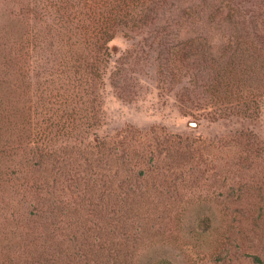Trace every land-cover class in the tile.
<instances>
[{"label": "trees", "instance_id": "1", "mask_svg": "<svg viewBox=\"0 0 264 264\" xmlns=\"http://www.w3.org/2000/svg\"><path fill=\"white\" fill-rule=\"evenodd\" d=\"M117 34L131 45L107 78L126 101L136 93V71L128 64L148 61L160 90L183 81L181 93L193 86L217 111L247 112L263 101L264 0H0V259L5 264H24L31 235L48 264H171L164 258H128L134 243L125 228L138 214L135 201L123 195L143 198L149 212L160 207L168 215L165 201L147 200L145 194L156 189L155 182L168 184L183 175L186 146L156 126L96 133L104 124L107 43ZM174 94L182 103L178 90ZM197 96L189 102L201 101ZM236 137L242 145L237 157L245 163L262 160L264 150L253 134ZM247 203L240 217L264 237L260 208ZM197 218L204 223L203 216ZM233 220L228 216L224 229ZM90 228L103 229V240L95 232L87 238L81 233ZM206 230L196 240L204 246L222 242L232 258L225 234L219 241ZM246 255L261 264L257 255Z\"/></svg>", "mask_w": 264, "mask_h": 264}, {"label": "rangeland", "instance_id": "2", "mask_svg": "<svg viewBox=\"0 0 264 264\" xmlns=\"http://www.w3.org/2000/svg\"><path fill=\"white\" fill-rule=\"evenodd\" d=\"M214 36L217 38V34ZM213 40L216 45L220 44L218 39ZM130 45L131 40L120 34L107 43L110 60L102 99L104 124L96 133L99 136L111 134L125 125H132L141 131L151 126L162 127L171 139L180 140L186 146L188 164L182 176L169 178L171 182L168 184L155 182L153 187L156 189H150L145 194L147 200L165 201L169 206L168 215L160 207L149 212V206L142 205L140 199L143 198L129 193L123 195L127 202L135 201L134 211L138 214L131 217V226L125 228V233L132 239L131 244L134 243L128 258L134 262L164 258L171 264H255L246 255L255 254L264 264V237L259 238L251 230L247 219L240 217L247 211L248 200L253 204L251 206L260 208V220L264 218V151L262 160H246V163L236 153L242 148L236 136L246 131L255 136L264 150V97L256 110L250 107L247 112L217 111L196 95L198 91L193 86L188 85L187 90L184 88L181 93V86H186L183 81L176 82L169 90H160L153 65L148 61L142 65L128 64V68L136 71V93L130 101H126L115 94L107 73L114 69L113 65L123 61L118 59ZM177 90L182 103L174 94ZM194 96L201 101L197 104L189 102ZM160 134L162 137L163 134ZM232 154L233 157L227 158ZM196 160L199 162L197 168L194 165L190 168L189 165L195 164ZM140 186L152 185L142 182ZM227 215L233 216L234 220L232 227L224 229ZM199 216H203L204 223L198 220ZM204 229L219 241L225 234L232 258L226 257L222 242L217 247L204 246L196 240ZM92 232L103 240V229L90 228L88 232L81 233L87 238ZM34 240L33 235L28 238L29 252L26 251L22 263L48 264L41 243ZM77 263V260L70 261V264ZM0 264L5 262L0 259Z\"/></svg>", "mask_w": 264, "mask_h": 264}]
</instances>
